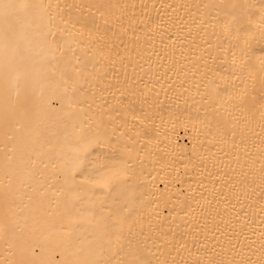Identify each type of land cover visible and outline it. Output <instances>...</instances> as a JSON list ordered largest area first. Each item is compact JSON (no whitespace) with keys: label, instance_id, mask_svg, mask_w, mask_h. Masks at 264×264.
Instances as JSON below:
<instances>
[{"label":"bare ground","instance_id":"1","mask_svg":"<svg viewBox=\"0 0 264 264\" xmlns=\"http://www.w3.org/2000/svg\"><path fill=\"white\" fill-rule=\"evenodd\" d=\"M27 2L43 7L16 25L7 70L0 49L7 238L43 245L53 264H129L138 254L153 264H260L261 0ZM227 21L246 42L230 43ZM234 56L243 72L233 73ZM6 102L27 110L8 126L23 153L5 137ZM6 154L19 164L11 181ZM7 255L0 238V262Z\"/></svg>","mask_w":264,"mask_h":264},{"label":"snow or ice","instance_id":"2","mask_svg":"<svg viewBox=\"0 0 264 264\" xmlns=\"http://www.w3.org/2000/svg\"><path fill=\"white\" fill-rule=\"evenodd\" d=\"M37 7H43V5H34L27 0H0V49H2L5 53V69L7 70L8 64L15 59V57L19 53V40L17 37L16 25L19 23L21 18L27 15V13L35 9ZM260 13V24L262 29H264V0H261V7L259 9ZM223 29L226 37L229 38L230 43L233 40H240L246 38L240 35L241 29L233 26L232 21H227L223 25ZM235 32L236 35L233 36L232 33ZM233 73L236 71L243 72L245 68L248 67L247 64H241L239 68L236 65L235 56L232 61ZM219 95V93H217ZM246 95V89L241 90L237 99L242 103L243 97ZM232 99V97H229ZM23 110V114L25 118L28 117L27 110L25 109L23 104L19 105H10L7 102L4 106V126H5V137L8 140L15 139L17 144L20 147L21 153L25 148V142L23 137H15L8 131L9 124L14 122L15 116ZM217 132L220 133V126L217 125ZM4 174L11 181L14 176L17 175L19 170V164L17 161L13 159L12 156L6 154L5 162H4ZM262 168H264V162H262ZM8 203L6 199V204ZM10 209L5 212V217L3 222H0V238H5L6 251L8 253L7 258L0 262V264H53V261L47 258L44 255L43 245H40L41 251L37 252L35 247H31L28 244V241L23 236H16L15 234L9 237V233L12 230L13 225L10 222L9 216ZM121 226L126 223V217H120ZM119 239V235L117 236ZM69 247L71 246L69 242ZM59 264H102L100 261L96 260H73L65 262L61 260ZM129 264H153L151 259L143 257L141 254H138L135 259L129 262ZM160 264V262H158ZM163 264H167V262H163ZM175 264V262H173ZM199 264V261L196 262ZM222 264H234L232 261L222 262ZM235 264H251V262L239 261L235 262ZM260 264H264V259L260 261Z\"/></svg>","mask_w":264,"mask_h":264}]
</instances>
